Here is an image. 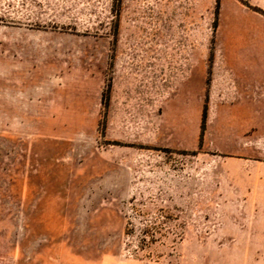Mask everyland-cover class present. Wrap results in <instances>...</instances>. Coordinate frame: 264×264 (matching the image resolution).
Masks as SVG:
<instances>
[{
  "label": "rangeland",
  "instance_id": "rangeland-1",
  "mask_svg": "<svg viewBox=\"0 0 264 264\" xmlns=\"http://www.w3.org/2000/svg\"><path fill=\"white\" fill-rule=\"evenodd\" d=\"M0 264H264V0H0Z\"/></svg>",
  "mask_w": 264,
  "mask_h": 264
},
{
  "label": "crops",
  "instance_id": "crops-1",
  "mask_svg": "<svg viewBox=\"0 0 264 264\" xmlns=\"http://www.w3.org/2000/svg\"><path fill=\"white\" fill-rule=\"evenodd\" d=\"M237 62H243L245 63L244 65H239L236 64ZM246 62H248V64H246ZM226 65L224 66L225 68L229 69L230 71H232L234 74H236L237 72H241L242 70H248V72L250 73V68H254V65H251V59H249L248 57L245 56H233L230 59H226ZM250 75V74H249ZM247 78H249V80L246 82L247 84H251L250 82V76H248ZM255 78V77H254Z\"/></svg>",
  "mask_w": 264,
  "mask_h": 264
},
{
  "label": "trees",
  "instance_id": "trees-1",
  "mask_svg": "<svg viewBox=\"0 0 264 264\" xmlns=\"http://www.w3.org/2000/svg\"><path fill=\"white\" fill-rule=\"evenodd\" d=\"M205 113H206V110L204 109L203 115H202V125H201V129L203 128L204 119H205Z\"/></svg>",
  "mask_w": 264,
  "mask_h": 264
}]
</instances>
